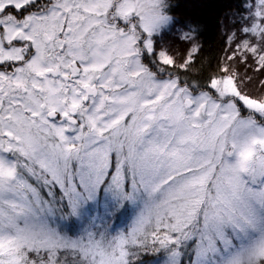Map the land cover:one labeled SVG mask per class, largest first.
I'll return each instance as SVG.
<instances>
[{"label":"snow or ice","instance_id":"6c2138e0","mask_svg":"<svg viewBox=\"0 0 264 264\" xmlns=\"http://www.w3.org/2000/svg\"><path fill=\"white\" fill-rule=\"evenodd\" d=\"M166 7L0 0V264H264V0L206 82Z\"/></svg>","mask_w":264,"mask_h":264},{"label":"trees","instance_id":"16d2710c","mask_svg":"<svg viewBox=\"0 0 264 264\" xmlns=\"http://www.w3.org/2000/svg\"><path fill=\"white\" fill-rule=\"evenodd\" d=\"M256 2L258 0H166L165 12L172 19L156 35L157 47L183 57L188 49L183 33L194 31L200 51L196 54V64L190 75L182 78L206 82L207 77L226 62L227 54L231 51L230 45L225 47L226 36L233 32L242 34L240 29L247 25L249 13ZM95 212L104 214L102 206L93 210L91 215ZM128 215L123 210L117 221L124 218L128 223L131 214ZM165 255L162 249L150 250L141 254L138 264H164Z\"/></svg>","mask_w":264,"mask_h":264},{"label":"rangeland","instance_id":"374dc122","mask_svg":"<svg viewBox=\"0 0 264 264\" xmlns=\"http://www.w3.org/2000/svg\"><path fill=\"white\" fill-rule=\"evenodd\" d=\"M164 11H165V9H164ZM168 25V24H167ZM167 25H165V26H167ZM164 26V27H165ZM163 29V28H162ZM161 29V30H162ZM161 30H160V32H161ZM157 35H159V33L157 34ZM236 35H237V37H239L240 39H243L244 38V34L242 33V34H238V32H236ZM230 49H232V46L230 45ZM159 50H166V49H164V48H161V49H159V47H157V52L159 51ZM167 51V50H166ZM168 53L170 54V55H174V57H176V58H179L181 55H178L177 56V54H175V53H172V52H170V51H168ZM253 93H256V94H258V89H257V87L254 85L251 89H250ZM102 210H104L103 209V207H102ZM124 211H127L128 213H129V215H128V217L130 216V214H131V217H132V215H133V209L132 208H126ZM100 214H103V212L102 213H96L95 212V214L93 215V216H95L96 218H97V223H99L100 222ZM104 215V214H103ZM102 215V216H103ZM130 217V218H131ZM123 220V221H122ZM122 220H116V225H117V227H125V226H127V224L130 222L131 223V220L127 223H125V221H124V218H122ZM70 225H72V226H70ZM69 226L71 227V229L75 232V231H78L79 229H80V227H81V224L79 223V222H77V221H72V224H70ZM165 259H166V255H165V257H164V260H163V263H164V261H165Z\"/></svg>","mask_w":264,"mask_h":264}]
</instances>
